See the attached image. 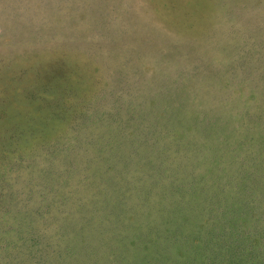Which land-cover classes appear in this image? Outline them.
<instances>
[{
  "label": "rangeland",
  "instance_id": "rangeland-1",
  "mask_svg": "<svg viewBox=\"0 0 264 264\" xmlns=\"http://www.w3.org/2000/svg\"><path fill=\"white\" fill-rule=\"evenodd\" d=\"M0 264H264V0H0Z\"/></svg>",
  "mask_w": 264,
  "mask_h": 264
}]
</instances>
